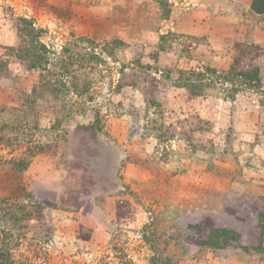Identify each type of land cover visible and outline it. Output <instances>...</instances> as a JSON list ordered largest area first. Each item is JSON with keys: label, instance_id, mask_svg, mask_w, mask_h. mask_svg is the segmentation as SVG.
<instances>
[{"label": "rangeland", "instance_id": "374dc122", "mask_svg": "<svg viewBox=\"0 0 264 264\" xmlns=\"http://www.w3.org/2000/svg\"><path fill=\"white\" fill-rule=\"evenodd\" d=\"M252 1L0 0V239L16 264H264ZM17 17L40 31L41 66L11 56ZM27 193L41 216L17 209ZM194 224L239 244L198 245Z\"/></svg>", "mask_w": 264, "mask_h": 264}, {"label": "trees", "instance_id": "16d2710c", "mask_svg": "<svg viewBox=\"0 0 264 264\" xmlns=\"http://www.w3.org/2000/svg\"><path fill=\"white\" fill-rule=\"evenodd\" d=\"M251 9L258 14H264V0H253L251 4ZM15 30L17 33V37L19 40V46L13 49L11 54L12 57L17 60L28 63L30 67L35 68L41 66L43 62H46V54L47 48L41 43L39 40L40 31L34 26V24L27 18L17 17L15 19ZM252 75L248 76L249 78H253L254 81L247 82L246 84H250V87L256 88L259 84L258 74L259 70L257 68L252 69ZM241 74V73H237ZM243 75V73L241 74ZM188 84V85H187ZM185 86L195 90V86L197 84L195 82L187 83ZM193 90V91H194ZM17 171H25L27 170L31 162L26 160L21 161H13ZM25 187H21L18 189L19 192H26ZM27 197L31 200L29 204H23L19 201L17 209H20L25 213V219H30L32 216H35L37 213L41 216V203L38 199L34 201L32 195L27 193ZM17 197L16 199H19ZM4 202L7 199L3 200ZM28 207H30L28 209ZM13 209V208H12ZM212 226V225H211ZM189 231L191 233L192 240L198 245L212 247V248H226L231 246H236L239 244V235L233 229L228 228H219V227H202L201 224H194L189 226ZM0 264H16L13 260V256L11 253V249L8 245H5L3 241L0 239Z\"/></svg>", "mask_w": 264, "mask_h": 264}]
</instances>
